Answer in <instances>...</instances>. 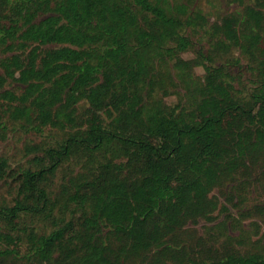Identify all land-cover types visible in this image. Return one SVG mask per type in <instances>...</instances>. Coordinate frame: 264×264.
<instances>
[{"label": "trees", "instance_id": "1", "mask_svg": "<svg viewBox=\"0 0 264 264\" xmlns=\"http://www.w3.org/2000/svg\"><path fill=\"white\" fill-rule=\"evenodd\" d=\"M230 1L0 0V264H264V0Z\"/></svg>", "mask_w": 264, "mask_h": 264}, {"label": "rangeland", "instance_id": "2", "mask_svg": "<svg viewBox=\"0 0 264 264\" xmlns=\"http://www.w3.org/2000/svg\"><path fill=\"white\" fill-rule=\"evenodd\" d=\"M195 6L201 8L211 20L215 19L218 15L225 13L227 10L233 9L237 6V2H232L230 0H189ZM191 3V4H192ZM259 51L262 55H264V38L262 39ZM184 59L194 68L195 75L202 74V68L191 52L183 53ZM172 92L169 95H162L161 91L159 94L162 96L163 102L167 105H174L177 102L178 93L182 92L181 87L171 88ZM173 91H176L173 93ZM197 122V120H194ZM48 134L60 136L61 133L58 131H49ZM32 138L29 135H23L21 133H10L4 139H0V156H4L8 159L9 164L12 169H18L19 166L24 165V158L22 152L23 144ZM11 190L8 188V184L6 182L0 183V198H4L10 200L11 198ZM247 223V221L245 222ZM200 223L197 227H201ZM264 237L263 228L260 229L259 232Z\"/></svg>", "mask_w": 264, "mask_h": 264}]
</instances>
